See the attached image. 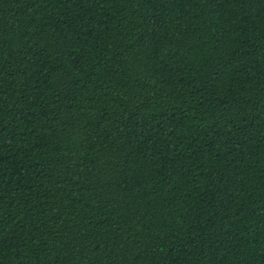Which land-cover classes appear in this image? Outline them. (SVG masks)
<instances>
[{
  "label": "trees",
  "instance_id": "16d2710c",
  "mask_svg": "<svg viewBox=\"0 0 264 264\" xmlns=\"http://www.w3.org/2000/svg\"><path fill=\"white\" fill-rule=\"evenodd\" d=\"M0 264H264V0H0Z\"/></svg>",
  "mask_w": 264,
  "mask_h": 264
}]
</instances>
